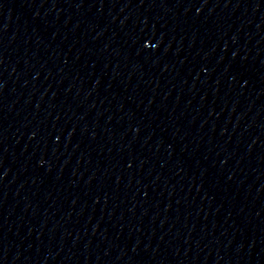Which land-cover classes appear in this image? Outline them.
<instances>
[{
    "label": "water",
    "instance_id": "water-1",
    "mask_svg": "<svg viewBox=\"0 0 264 264\" xmlns=\"http://www.w3.org/2000/svg\"><path fill=\"white\" fill-rule=\"evenodd\" d=\"M263 247L264 0H0V264Z\"/></svg>",
    "mask_w": 264,
    "mask_h": 264
}]
</instances>
